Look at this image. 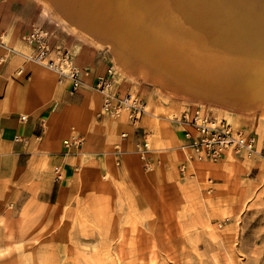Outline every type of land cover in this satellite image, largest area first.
Returning <instances> with one entry per match:
<instances>
[{
  "label": "rangeland",
  "instance_id": "1",
  "mask_svg": "<svg viewBox=\"0 0 264 264\" xmlns=\"http://www.w3.org/2000/svg\"><path fill=\"white\" fill-rule=\"evenodd\" d=\"M4 14L16 26L48 29L51 43L69 48L75 64L89 72H83L81 87L98 92L97 116L130 127L118 130L107 176L100 173L94 185L83 179L82 186L75 185V197L63 204L31 202L24 186L21 194L0 191V264H264V154L230 151L216 160L200 157L187 144L185 132L193 128L181 118L185 109L198 106L209 116L230 120L234 128L254 132L260 149L264 97L252 93L219 101L179 93L148 81L140 71L128 74L114 62L108 44L96 45L99 39L81 26L80 17L75 22L64 17L50 0H0V20ZM82 48L104 62V71L77 62ZM111 65L114 91L145 101L147 111L136 121L125 113H100L94 78ZM153 104L170 109L159 113ZM148 112L171 121L180 141L153 148L139 123ZM130 152L138 159L121 168L122 156ZM92 174L87 172L89 180Z\"/></svg>",
  "mask_w": 264,
  "mask_h": 264
},
{
  "label": "crops",
  "instance_id": "2",
  "mask_svg": "<svg viewBox=\"0 0 264 264\" xmlns=\"http://www.w3.org/2000/svg\"><path fill=\"white\" fill-rule=\"evenodd\" d=\"M1 17L0 191L21 194L24 186L31 202L63 204L75 197V185L82 186L83 179L94 185L100 173L107 176L108 169L112 170L114 142L119 141L118 130L130 126L97 116L98 92L81 86L72 90L69 81L59 80L49 69L27 60L24 54L30 48L21 40L27 29L16 26L5 14ZM76 59L96 72L105 69L104 62L87 48L80 49ZM154 108L159 113L170 109L153 104ZM139 123L152 137L153 148H169L181 139L163 115L155 117L148 112ZM74 137L81 140L77 146L63 143ZM123 145L130 148L126 142ZM122 158L121 168L138 159L133 152ZM91 165L97 167L91 169ZM90 170L89 180L86 175Z\"/></svg>",
  "mask_w": 264,
  "mask_h": 264
},
{
  "label": "bare ground",
  "instance_id": "3",
  "mask_svg": "<svg viewBox=\"0 0 264 264\" xmlns=\"http://www.w3.org/2000/svg\"><path fill=\"white\" fill-rule=\"evenodd\" d=\"M50 2L73 22L80 17L128 74L140 71L148 81L219 101L264 97V0Z\"/></svg>",
  "mask_w": 264,
  "mask_h": 264
},
{
  "label": "built area",
  "instance_id": "4",
  "mask_svg": "<svg viewBox=\"0 0 264 264\" xmlns=\"http://www.w3.org/2000/svg\"><path fill=\"white\" fill-rule=\"evenodd\" d=\"M21 40L30 48L26 54L27 60L53 69L59 79L70 78L72 90L86 83L82 78L83 72L87 74L89 72L75 64L73 53L69 48L51 43L49 30L45 27L35 25L27 29L21 35ZM115 71L114 66L111 65L107 68L106 73L99 74L94 78L93 86L101 92L102 111L100 113L115 115L125 113L131 121H136L147 111L145 101L130 92L126 94L115 92ZM129 95L131 98H127ZM181 118L193 128V131L186 130L185 132L188 139L187 144L200 157L216 160L229 151L264 154V142L259 149L257 136L254 132L234 128L226 119L209 116L198 106L185 109ZM125 135L126 132H123L122 136ZM80 141L79 138L74 137L64 140L63 143L67 147L77 146Z\"/></svg>",
  "mask_w": 264,
  "mask_h": 264
}]
</instances>
